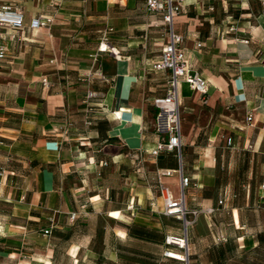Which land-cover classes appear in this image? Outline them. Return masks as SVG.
I'll use <instances>...</instances> for the list:
<instances>
[{
	"label": "crops",
	"instance_id": "0c3cea01",
	"mask_svg": "<svg viewBox=\"0 0 264 264\" xmlns=\"http://www.w3.org/2000/svg\"><path fill=\"white\" fill-rule=\"evenodd\" d=\"M175 1L181 10L171 29L183 38L184 60L208 83L205 102L179 85L185 204L214 209L197 221L204 228L202 264L226 263L215 237L248 243L252 264H259L264 250L257 235L219 233L223 226L238 230L243 211L264 210V0ZM0 2L24 17L22 29H0L6 48L0 62V264H127L131 240L148 241L132 225L161 230L159 221L138 212L116 228L135 196L140 204L142 195L144 208L150 205L127 156L138 155L145 165L149 159L159 180L180 194L179 175H162L178 168L176 154H151L166 138L152 100L165 95L167 73L153 65L170 26L148 13L144 0ZM40 15L53 18L50 28L29 29ZM104 37L108 47L100 51ZM96 72L106 81L87 77ZM88 91L103 96L86 101ZM120 176L128 188L116 187ZM49 219L54 230L43 236ZM160 244L161 262L173 264Z\"/></svg>",
	"mask_w": 264,
	"mask_h": 264
},
{
	"label": "built area",
	"instance_id": "2783aa9c",
	"mask_svg": "<svg viewBox=\"0 0 264 264\" xmlns=\"http://www.w3.org/2000/svg\"><path fill=\"white\" fill-rule=\"evenodd\" d=\"M145 10L148 13L159 14L163 21L170 26L169 40L164 45L160 58L154 63L155 71H164L167 73V90L163 97H157L152 100L153 107L157 110L158 125L164 124L166 138L159 143L152 151L153 156L159 155L161 152L175 153L178 161V168L175 170H164L162 175L171 176L174 173L179 175L180 194L174 196L169 188L158 181V190L163 202V215L173 218L181 222L183 233L182 236L168 233L165 235L164 246L162 253L163 257L169 259L173 264H189V253L186 239L187 228L194 223L198 214L211 215L214 209L190 210L185 204L184 191L189 185L188 177H185L182 172L181 164V120L179 109V85L186 83L190 89L199 93L202 100L205 102L204 96L208 92V83L206 79L197 71H193L188 63L184 60V55L180 51V44L183 41L182 36L174 33L171 29L172 19L181 10V5L175 0H144ZM53 23L51 16H38L30 20L29 29L36 30L39 28L49 29ZM24 25V17L22 11L17 7L5 5L0 2V29L9 28L12 30H20ZM232 30V28H231ZM200 46V44H198ZM108 47L107 38H103L98 49L106 51ZM6 48L0 41V62L5 58ZM97 76L106 81V78L100 73H89L87 77ZM42 84L48 87L47 79H42ZM102 97L93 91L86 93L85 100H91ZM88 125L89 121L86 122ZM250 148V146H249ZM105 164V163H104ZM224 204V198L218 199V205ZM76 213L70 214V219H74ZM54 228L53 219H49L48 227L42 230L43 236H49Z\"/></svg>",
	"mask_w": 264,
	"mask_h": 264
},
{
	"label": "rangeland",
	"instance_id": "374dc122",
	"mask_svg": "<svg viewBox=\"0 0 264 264\" xmlns=\"http://www.w3.org/2000/svg\"><path fill=\"white\" fill-rule=\"evenodd\" d=\"M118 151L116 147V152ZM132 160L131 163V171L135 172V181H137L138 185V176H141V180H143L144 186L147 189V197L150 199L149 207L144 208L142 203V195H141V203L139 204L137 201V196H135V200L133 203H127V205L122 207V213L124 216H119L120 219L116 222L117 227L121 228V226H125L131 224V222H127L125 216L132 217L130 214L141 213V214H148L152 217L155 221H159L161 225V230L158 232L157 235L161 236L167 232L171 231V234L182 236L183 228L180 221H177L173 218H169L170 220L174 221L175 224H166L163 217V202L158 190V181L159 176L156 174V171L151 168V164L149 163V159L147 160V164L145 165L142 161L140 156H135L131 153L129 156ZM116 187L118 185H124L125 188L129 187L128 182L126 179L122 180V176L115 179ZM134 196V190L125 191V198L130 200L131 197ZM118 204L120 203V197L117 198ZM118 206L112 205L111 207ZM188 208V207H187ZM150 209H153L150 211ZM189 209V208H188ZM195 210V209H190ZM159 213H158V212ZM101 212H104L101 211ZM161 213V214H160ZM203 214H198L196 220L192 225H190L186 230V239H187V246H188V253H189V264H202L203 262V245H204V228L201 223L197 224L198 217H201ZM161 217V218H158ZM167 218V217H166ZM125 221V222H123ZM244 224V225H242ZM100 224L97 225L99 227ZM211 226H213L211 224ZM238 230H235L233 226H223L220 228V234L223 235V238L233 239V235L237 234H244V235H251L255 234L260 239L258 243V248L260 250H264V210L254 209L243 211V222L239 226ZM217 234V233H214ZM215 247H217L216 251H219L221 248L225 255V264H252L251 261V247L246 246L248 243L236 242V241H229L226 240L225 242H220L219 238H214ZM98 245L101 246L99 243ZM241 245H244L241 247ZM129 249L131 250V256L129 261L125 259L127 264H163L160 260V253L162 250V246L160 242L156 240L147 241V243H140L137 241L131 240ZM256 249V248H253ZM195 252V253H194ZM135 253V254H134ZM260 263L264 262V253L260 254ZM195 259V263L193 262ZM130 262V263H129Z\"/></svg>",
	"mask_w": 264,
	"mask_h": 264
},
{
	"label": "trees",
	"instance_id": "16d2710c",
	"mask_svg": "<svg viewBox=\"0 0 264 264\" xmlns=\"http://www.w3.org/2000/svg\"><path fill=\"white\" fill-rule=\"evenodd\" d=\"M53 230H54V228L51 230V233ZM132 232L134 234L140 236L141 238H145L148 241L156 240L157 242H163V244H164L165 237L163 235H161V236L157 235L158 231L155 229H151V228L146 229L143 227H138L136 225H132Z\"/></svg>",
	"mask_w": 264,
	"mask_h": 264
}]
</instances>
